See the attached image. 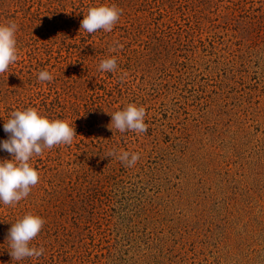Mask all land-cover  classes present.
Wrapping results in <instances>:
<instances>
[{
  "label": "rangeland",
  "instance_id": "374dc122",
  "mask_svg": "<svg viewBox=\"0 0 264 264\" xmlns=\"http://www.w3.org/2000/svg\"><path fill=\"white\" fill-rule=\"evenodd\" d=\"M101 5L122 10L113 31H80ZM8 23L18 60L0 74V141L29 107L77 136L34 155L37 185L0 204V264H264V0H0ZM112 57L116 71H99ZM129 104L147 133L109 130ZM26 214L45 221L30 243L45 251L15 261L5 241Z\"/></svg>",
  "mask_w": 264,
  "mask_h": 264
},
{
  "label": "clouds",
  "instance_id": "9594fccd",
  "mask_svg": "<svg viewBox=\"0 0 264 264\" xmlns=\"http://www.w3.org/2000/svg\"><path fill=\"white\" fill-rule=\"evenodd\" d=\"M122 10L115 5H101L89 7L87 14L81 21L80 31L94 34L99 30L112 32L119 21ZM17 25L15 23L0 24V74L8 71L9 66L18 60ZM122 47L118 42L110 46L109 51H116ZM67 67V66H66ZM117 61L115 57L106 58L99 62L98 70L115 72ZM53 76L48 71H40L38 81L51 82ZM146 110L129 104L123 110L112 113L109 130L114 127L121 133H147L148 125L144 122ZM4 131L9 138L0 141V149L8 152L12 159L0 161V204L14 206L27 198L31 189L39 182V174L29 163L35 155L39 156L45 149H52L58 145H71L77 136L75 127L61 119L50 120L41 116L35 108L14 110L9 119L4 122ZM108 157H115L132 167L139 160L138 153L128 151L108 152ZM45 221L40 216L26 214L11 223L6 241L12 260L21 261L25 258H39L44 253L43 247L30 246Z\"/></svg>",
  "mask_w": 264,
  "mask_h": 264
}]
</instances>
